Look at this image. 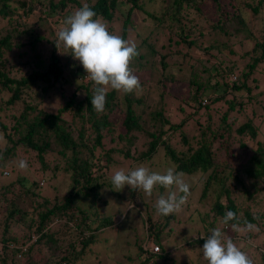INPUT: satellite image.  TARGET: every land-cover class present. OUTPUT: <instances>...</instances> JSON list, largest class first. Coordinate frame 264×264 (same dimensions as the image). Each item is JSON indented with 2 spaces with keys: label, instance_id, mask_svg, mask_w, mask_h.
Masks as SVG:
<instances>
[{
  "label": "trees",
  "instance_id": "obj_1",
  "mask_svg": "<svg viewBox=\"0 0 264 264\" xmlns=\"http://www.w3.org/2000/svg\"><path fill=\"white\" fill-rule=\"evenodd\" d=\"M137 2L138 0H94L87 6L105 22H110L113 12L119 11L123 18L120 36L124 38L125 25L129 24L132 10H141ZM159 2L164 11L169 13L170 20L175 23H178V20L173 15L182 8H193L199 13L200 6H204L205 11L213 9L210 12L214 14L220 12L221 7L218 0H160ZM261 2L259 1V5ZM69 3L74 4L75 1L0 0V21L6 23L0 29V112L9 110L13 113L10 116L13 123L10 129L0 121V136L2 142L5 141V147L0 149V168L5 167V161L13 157L15 148L19 147L24 154L34 153L39 170L47 178L54 177V174L60 171L70 179L66 193L62 196L54 195L50 199L43 198L41 193L36 191L37 187H41L39 184L30 183L28 189L24 188L21 184L26 180L23 178L16 180L14 184L9 183L4 189L1 187L3 190L0 191V264H38L32 260V254L42 248L49 254L43 264H77L88 253L89 247L95 244L96 233L110 226L108 218L99 220L90 212L93 211V204L101 200L98 199L97 191L103 187V175L108 176L113 173V167L123 168L128 161H131L129 167L138 163H150L159 149L165 165L174 166L187 177L195 175L202 177L199 196H195L194 200L206 201L210 206L212 216L209 229L217 228L215 223L220 222V218L228 211L235 213L237 217V220L230 224L238 222L243 226L247 222L262 226L264 223V134L261 126L255 123L256 120L253 121L254 110L250 109L248 113L245 110H248L250 105L248 102L253 100L254 103L257 102L255 95L261 94L264 97V85L257 90L259 83H255L253 87L246 83V79L254 70L264 63V41L254 44L250 61L239 74L233 75V80L228 83L223 81V78H230L229 74L235 73L233 66L217 77V80L222 79V85L225 86L223 94L210 97L204 105L201 104L200 95L197 93L201 91L202 95L206 89L216 88L218 82L210 84L207 80L201 84L196 77H192L191 83L195 88L189 100L194 109L187 116L197 115L204 122L198 123L197 134L192 136L190 142L181 135V147L176 148L169 143L166 137L180 129L186 123L187 116L178 124L172 122L165 114L166 108L163 102L149 115L146 113V124L154 125L155 130L145 134V150L134 154L135 150L132 153L130 150L135 149L133 134L140 129L141 118L138 107H142L143 104L138 99L132 100L129 94H124L119 106L123 113L120 125L122 132L114 137L111 129H115L116 125L106 121L108 119L106 114L116 104L115 90L107 92L105 110L97 113L91 107L93 87L91 82L84 81L85 74L78 71L74 76L72 75V79L62 76L63 64L60 62L55 41L51 42L47 57H43L35 50L36 43L41 39L35 32L37 23L46 24L45 18L63 12L66 14L69 11ZM118 3L130 6L126 13L123 14L119 10ZM232 5L235 7L234 3ZM37 8H43V11L36 12ZM252 10L257 12V7H253ZM146 15L160 23L163 20V15L161 17L153 13ZM234 20L236 21L235 17H230L223 23ZM237 22L241 26L240 31L245 30L242 20ZM215 27L222 29L218 24H215ZM187 40V34L180 38V42L187 46L194 44V41ZM10 53L15 63L9 61L7 56ZM141 57L139 53L137 58ZM13 67L20 75L15 73ZM77 74L79 77L75 76ZM71 83L75 86L69 91ZM32 88L39 89V92H33L36 99L49 95V91L57 90L59 104L53 112L40 111L23 101L22 96L27 91L32 93ZM80 91L83 93L82 99L77 97ZM242 91L246 93L247 101L235 96L230 100L225 98L228 93L235 95ZM210 103L226 107L218 106L213 109ZM67 113L71 118H77L78 129L75 134L70 128L71 125L65 122L64 115ZM214 115L216 121H212ZM235 115H242V120L237 126H234L237 119L232 118ZM20 129L22 132H19ZM17 133L22 135L14 139ZM163 135L166 137L162 138ZM106 136L107 141H105ZM185 145L186 148L183 149ZM95 150L99 152L96 154ZM16 183L20 185L18 193L12 191ZM157 189L158 195H162L165 191L159 186ZM236 191L244 197L241 200L242 206H237L232 198ZM131 194H134V190ZM20 198L23 199L18 205L17 200ZM259 200L262 206L257 207L253 212L250 207L257 206ZM29 208H32L31 211L28 210ZM154 214L155 209L152 207L151 212L147 210L144 212L142 220L148 231L150 244L153 247L157 246L160 252H152L151 246L146 248L136 243L139 264H149L158 259L166 264H179L170 257L162 244V236L171 234L169 222L174 218L173 214L167 217L157 216L156 219L153 218ZM27 217L29 221L21 237L22 241H19L12 234V229ZM64 220L76 221L78 224H66ZM220 227L227 236L233 231L230 226L220 225ZM69 234L74 238L66 244L64 240ZM30 239L34 240L22 248ZM195 243L203 245L204 240L197 238L194 243L188 244ZM258 256L260 264H264V255L259 251ZM203 263L205 264V261Z\"/></svg>",
  "mask_w": 264,
  "mask_h": 264
},
{
  "label": "rangeland",
  "instance_id": "obj_2",
  "mask_svg": "<svg viewBox=\"0 0 264 264\" xmlns=\"http://www.w3.org/2000/svg\"><path fill=\"white\" fill-rule=\"evenodd\" d=\"M57 1V0H54ZM74 4L69 3V11L64 14H58L53 17H47L46 24L37 23L35 32L41 37L40 41L36 43L35 50L43 57L48 56V50L50 44L56 41V34L61 28L64 19L73 13L76 9L81 8L84 5L92 4L94 0H74ZM160 0H138L137 4L141 10L133 9L130 17L129 24L125 25L126 35L125 40L130 43H134L137 46V51L142 55L141 58L135 57L130 64V68L133 70V74L139 78L140 87L136 89L129 96L132 100L138 99L143 106L138 107V113L140 114L141 121L139 122L140 129L134 132V148L135 153L145 150L147 132H153L154 125L146 124L145 115H149L152 111H155L164 102L166 108V116L174 123H179L185 116L192 113L194 107L190 102V96L194 93V84L191 83L192 77H196L197 81L201 84L209 81L210 84L215 81L218 82L216 88L206 89L201 95V91L197 93L201 104L204 105L208 102L210 97L219 96L223 94L225 86L222 85V79L220 75H223L229 67H235L233 74L230 78H223V81L233 80V75L239 74L250 61L251 49L255 43L264 41V0H218L221 3L220 12L210 11L213 9H207L205 11L204 6H200L199 13L193 8H182L180 11L175 12L173 16L177 17L178 23L170 20L169 13L165 12ZM259 1H262L259 5ZM234 3L235 7L232 5ZM248 4V5H246ZM161 5V9H160ZM259 5V6H258ZM129 5H121L118 3L119 10L124 14L127 12ZM237 7V8H236ZM253 7H257V12L252 10ZM224 10V11H223ZM36 12H42L43 8H37ZM67 11V10H66ZM146 13H153V15L161 17L163 15L162 22L155 21L148 18ZM42 15V14H41ZM44 17V15H43ZM235 17L236 21L224 22L225 19ZM34 20V18H32ZM237 20H242L245 30L241 29ZM123 18L119 11L113 12L112 20L107 22L108 30L120 35L122 30ZM215 24L221 25L222 29L216 28ZM6 25L5 21H0V29ZM185 34L188 35V40L194 41V44L187 46L185 43L180 42ZM248 34V36H247ZM247 37V38H246ZM26 41V40H25ZM186 41V42H187ZM60 55V62L63 64L62 76L72 79L75 73L78 71L85 74L84 81H88L86 73L78 61H74L70 55H66L62 48H58ZM258 50V49H257ZM22 51V50H21ZM258 53V52H257ZM9 61L15 63L12 53L8 56ZM33 66V64H31ZM15 73H18L17 69L13 67ZM229 73V72H228ZM231 73V72H230ZM22 74V73H21ZM73 75V76H72ZM79 77V74L75 75ZM251 87L255 83H259L257 90L264 85V63L258 66L253 74L246 79ZM74 84H70L69 91H71ZM67 89V91H68ZM32 93L27 91L22 96L24 102L30 106H35L36 109L43 112H53L59 104L56 95L57 90L49 91V95L43 96L41 99H36L34 93L39 92L38 88H32ZM110 91V90H109ZM34 92V93H33ZM228 93V92H227ZM226 93V94H227ZM255 93V92H254ZM246 100V93L239 92L235 95L228 93L226 99L230 100L232 97ZM79 99L83 98V93L78 92ZM124 98V94L115 91V106L106 114L107 122H111L112 125H116L115 129H111L113 136L115 137L121 131L120 125L122 122V111L119 106ZM256 103L253 101L248 102V110H254L255 123L261 126V130L264 134V97L259 94L255 95ZM247 101V100H246ZM211 108L222 107L225 105H217L216 103H210ZM181 107V108H180ZM226 107V106H225ZM180 108V109H179ZM244 112V110L242 111ZM9 110L4 113L0 112V121L10 129L13 123L11 122ZM205 118V116L202 114ZM251 117V115H249ZM99 117V114L98 116ZM237 119L234 126L240 124L242 115H235L232 117ZM65 122L71 125L72 132L75 134L78 129L77 118H71L70 114L64 115ZM233 120V121H234ZM212 121H216L215 115L212 116ZM260 121V122H258ZM203 119H199L197 115L187 116L186 123L170 136L163 135L162 138H168L169 143L176 148L181 147L180 137L181 135L187 140L191 141L192 136L197 134L199 129L198 123H203ZM114 123V124H113ZM262 123V124H261ZM164 131V129H162ZM19 132H22L20 129ZM182 133V134H181ZM87 134V132H85ZM21 133H17L14 139L21 136ZM108 140L106 136L105 141ZM90 143V142H89ZM5 147V141L2 142L0 136V149ZM186 148L183 147V149ZM159 152L151 159L150 163L135 164L133 167L131 161H126L124 169H134L137 166L144 165L149 169L156 172H164L169 165H165L164 157L159 149ZM99 151L95 150L97 154ZM15 155L8 158L4 163V168H0V191L8 186L9 183H15L16 180H26L24 188L28 189L30 183L38 185L39 181H43L41 187H37L36 191L41 193L43 198H52L54 195L62 196L66 193L69 183V178L60 171L54 174V177L47 178L41 170H39V164L35 159L34 153H23L19 147L14 150ZM53 157V156H51ZM26 160L28 167L25 170H21L18 167L20 160ZM122 167V166H121ZM117 167H113V170ZM160 169V170H158ZM7 171L6 176L4 172ZM103 175V187L97 191L100 201H96L93 204L94 216L99 220L102 218H108L110 226L105 229H101L96 233L95 244L89 247L88 253L82 257L77 264H139V253L136 248V243L146 248L153 247L150 244V238L148 239L145 224L142 220L144 212H151V208H154L156 199L158 198V187L154 188L152 197H147L141 190L134 191L132 195V189L125 186L120 192H116L113 188L110 177ZM185 181L190 185V192L187 197L186 203L182 206L181 210L173 214V219L169 222L171 226V234L169 236H162V244L170 255L179 264H204L202 253L200 248L201 244H188L194 243L195 239L200 236H207L210 233L209 223L211 221L212 212L210 206L206 201H195L194 197L199 196L200 184L202 183V177L185 176ZM199 179V184H198ZM102 181V180H101ZM105 182V184H104ZM63 183V184H62ZM62 184V185H61ZM33 185V186H34ZM3 187V189H1ZM20 185L16 183L12 191L15 193L20 192L18 190ZM167 191L162 193L166 195ZM130 194V196H129ZM8 197V195H7ZM232 198L237 206H242L241 200L244 197L240 192L236 191ZM23 198L17 200V204L20 205V201ZM1 200V199H0ZM90 200V198H89ZM132 202L134 210L127 209L129 203ZM257 206L250 207L255 212L257 207L262 206L260 200L256 203ZM32 208L28 210L31 211ZM155 209V208H154ZM261 211V210H260ZM93 216V215H92ZM158 215L155 213L153 218L156 219ZM29 218H25L17 226L12 229V234L22 241L26 225ZM66 224H78L76 221H66ZM221 223L218 221L215 223L216 227H220ZM259 231H253L245 234L230 231L229 236L234 242L243 243V250L253 261V264H260V258L258 256L259 251L264 253V223L257 225ZM61 229V228H60ZM74 236L69 234L65 238L64 242L68 244L70 239ZM27 240L24 244L26 247L30 241ZM63 250V249H62ZM152 250V248H151ZM160 252V249L157 253ZM32 260L38 264H43L46 260V256L49 255L45 249L40 251H34L32 254ZM59 257V255L57 256ZM56 257V258H57ZM149 264H166L160 259ZM206 264V262H205Z\"/></svg>",
  "mask_w": 264,
  "mask_h": 264
},
{
  "label": "clouds",
  "instance_id": "obj_3",
  "mask_svg": "<svg viewBox=\"0 0 264 264\" xmlns=\"http://www.w3.org/2000/svg\"><path fill=\"white\" fill-rule=\"evenodd\" d=\"M56 36V48H62L66 55L78 61L87 80L91 82V107L95 112L102 113L105 110L109 90L130 94L140 87L139 78L130 68L133 59L139 55L137 46L120 35L111 33L107 22L97 17L87 5L68 15ZM18 167L21 170L27 169V161L20 160ZM184 177L185 173L177 171L174 166L161 173L140 165L129 170L115 169L110 181L116 192L128 186L134 191H143L149 198L158 186L168 190L166 195H158L154 204L155 213L167 217L179 212L186 203L190 185ZM38 184L42 185V181ZM127 209L135 211L132 202ZM236 220V214L228 211L220 218V223L241 234L259 231L257 225L247 222L243 226L238 222L230 224ZM199 238L204 240L200 252L206 264H253L243 250V243L234 242L221 227L210 229V234Z\"/></svg>",
  "mask_w": 264,
  "mask_h": 264
},
{
  "label": "built area",
  "instance_id": "obj_4",
  "mask_svg": "<svg viewBox=\"0 0 264 264\" xmlns=\"http://www.w3.org/2000/svg\"><path fill=\"white\" fill-rule=\"evenodd\" d=\"M152 252H158V247L157 246L152 247Z\"/></svg>",
  "mask_w": 264,
  "mask_h": 264
}]
</instances>
